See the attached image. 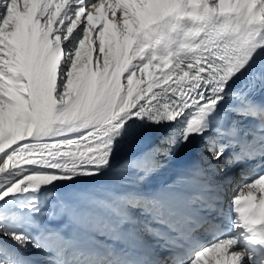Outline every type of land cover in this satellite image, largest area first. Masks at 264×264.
Returning <instances> with one entry per match:
<instances>
[{
    "label": "snow or ice",
    "instance_id": "6c2138e0",
    "mask_svg": "<svg viewBox=\"0 0 264 264\" xmlns=\"http://www.w3.org/2000/svg\"><path fill=\"white\" fill-rule=\"evenodd\" d=\"M262 49L264 0H0V264H30L8 241L48 264H264V76L226 91ZM139 121L173 131L113 168ZM105 170L72 202L44 191ZM232 185L235 235L215 223Z\"/></svg>",
    "mask_w": 264,
    "mask_h": 264
},
{
    "label": "bare ground",
    "instance_id": "6f19581e",
    "mask_svg": "<svg viewBox=\"0 0 264 264\" xmlns=\"http://www.w3.org/2000/svg\"><path fill=\"white\" fill-rule=\"evenodd\" d=\"M142 127L144 128L145 121H139L138 122ZM173 131V126H171L169 129L165 130L164 132L154 135L153 137L149 138L148 140H145L144 142H156L161 134H167L168 132ZM137 136H140L138 132H132L129 133L127 130H122L121 135L118 137V143L114 144L113 149V161L112 166L113 168L119 167L120 163L123 162V160L128 159L135 155L137 153L138 148L140 147V139L137 138ZM204 143L203 139L199 140V142L192 148L191 155L194 157V159L198 160V154L201 145ZM238 168L234 167L230 170H228L229 175H233L234 173H237ZM113 172L111 170H105L101 173L99 177H80L77 176L73 180H65V181H57L53 185L48 186L46 189H44L47 192L54 193L55 199L49 201L50 203H55L57 200H64L67 202H72L78 193L89 191L91 189H94L96 187H99L101 185H104L106 183L112 182ZM159 179L160 182H168L171 179H174V176H164V174L160 173L158 175H155L153 179ZM235 185H232L229 187L227 194L224 198L223 207L225 210V215L223 216H217L215 219V223L220 224L222 227L226 224H231V218L234 216V213L231 211V196L233 194V191L235 190ZM56 224L61 223V221L53 222ZM223 234H232L235 235V233L232 232V230L228 229H222ZM31 232V231H30ZM204 233H201L203 235ZM35 235V232L33 233ZM202 239L207 241L208 239H212L213 237H204L201 236ZM99 240H104L103 237H99ZM109 243H112L111 241H108ZM119 246V245H118ZM28 250L34 251V257L40 253V250H37L35 248H32L29 246ZM17 251V250H16ZM43 253H41L42 255ZM23 255V254H22ZM43 259L47 257V253L44 254ZM30 260V259H29ZM42 260V259H41ZM47 260V259H46ZM34 259L32 261L30 260V264L33 263ZM44 261V260H43ZM45 262V261H44ZM47 264V261L45 262ZM39 264V263H38ZM209 264H213L211 260H209Z\"/></svg>",
    "mask_w": 264,
    "mask_h": 264
},
{
    "label": "rangeland",
    "instance_id": "374dc122",
    "mask_svg": "<svg viewBox=\"0 0 264 264\" xmlns=\"http://www.w3.org/2000/svg\"><path fill=\"white\" fill-rule=\"evenodd\" d=\"M234 176H237L238 177V174L237 173H234ZM45 191V190H44ZM45 192H47V191H45ZM25 231H31L30 232V234H33L34 233V231L33 230H30V229H27V228H25L24 229ZM7 243V245L10 247V248H12V249H14V250H17V252H20L21 254H23L25 257H27V258H29L31 261H32V259H34V261H33V263H35V264H46L45 262L47 261L46 260V258L45 259H43L44 258V256H46V255H44V254H46L44 251H43V249H40V253H38L35 257L33 256L34 255V251H32V250H22V249H19L16 245H13V244H11V242L10 241H8V242H6ZM41 253H43L42 255H41ZM42 259V260H41ZM45 262H44V261ZM47 264H48V261H47Z\"/></svg>",
    "mask_w": 264,
    "mask_h": 264
}]
</instances>
